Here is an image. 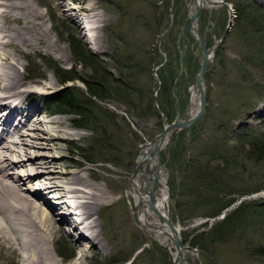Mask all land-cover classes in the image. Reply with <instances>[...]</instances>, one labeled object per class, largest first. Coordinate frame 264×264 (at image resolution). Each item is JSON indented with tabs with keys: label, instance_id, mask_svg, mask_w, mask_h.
<instances>
[{
	"label": "rangeland",
	"instance_id": "rangeland-1",
	"mask_svg": "<svg viewBox=\"0 0 264 264\" xmlns=\"http://www.w3.org/2000/svg\"><path fill=\"white\" fill-rule=\"evenodd\" d=\"M30 1L40 6L45 27L52 39L58 40L60 52L9 46L0 50L11 56L35 91L31 100L38 106L34 117L41 129L56 135L58 131L48 121L63 119L68 123L65 130L71 133V137L65 135L69 141H60L67 147L64 154L58 152L53 141L41 144L47 136L40 130L41 138L27 137L26 146L35 143L31 150L36 151L34 158L39 162L38 181L31 185L38 187L39 180L47 176L57 187L69 188L72 185L68 178L82 168L93 187L78 186L104 194V205L96 208L94 215L102 224L99 244L93 247L90 236L78 242V231L56 223L62 231L51 234L48 243L57 256L54 260L58 264H174L172 253L156 239L150 226L146 228L136 219V206L131 203L127 188L142 147L159 135L166 124L192 115V89L203 51L190 35V0H89L88 4L105 17L99 28L103 40L95 39L98 48L88 41L93 31L89 32V23L79 9L81 0ZM224 1L233 7V24L205 75L206 112L190 128L175 133L161 154L170 221L180 227L182 239L191 246L193 238L203 237L243 200L259 203L264 198V161L246 157L244 145L250 139V128L255 138H264V30L259 24L239 20L236 14L237 6L247 3L264 8V0ZM208 7L201 10L198 22L208 46L213 47L227 30L230 13L224 5ZM255 16L251 14L252 18ZM81 47L90 53V59L83 56ZM66 51L68 58L64 57ZM70 76L78 78L64 83L63 79ZM99 78L106 79L109 85L101 92L103 99L92 98L84 115L58 110L56 98L66 86L74 87L79 97L88 98L84 80L93 83ZM126 83L141 88V105L131 94L120 95L127 94L123 88ZM123 96L129 105L121 101ZM151 100L153 105L148 110L145 104ZM133 102L139 107L135 109ZM77 119L85 126L78 127ZM34 120L31 117L28 124ZM25 128L26 133H31ZM241 131L246 132L244 137ZM148 166L151 164L145 165L147 169ZM196 166L203 167L209 176L202 177ZM30 172L31 169L24 174ZM151 174L149 169L145 172L146 177ZM158 185L156 182L155 188ZM251 190V194L239 195ZM196 194L202 195L201 203L203 197L207 202L198 204ZM28 195L36 199L34 194ZM45 196L49 201L44 209L58 221L62 209L52 211L48 207L58 204L55 194L45 192ZM232 198H236L235 202L216 213ZM36 200L42 204V199ZM194 247L202 264H264V209L253 205L231 240L210 244L206 250ZM28 251L24 240L0 237V264H34L24 259ZM189 263L195 264L192 258Z\"/></svg>",
	"mask_w": 264,
	"mask_h": 264
},
{
	"label": "bare ground",
	"instance_id": "bare-ground-1",
	"mask_svg": "<svg viewBox=\"0 0 264 264\" xmlns=\"http://www.w3.org/2000/svg\"><path fill=\"white\" fill-rule=\"evenodd\" d=\"M88 2L89 0H81L79 9L83 11L84 17L91 25H87L89 32H94L88 36V41L93 44L94 48H98L95 45V39L103 40L99 28L104 23L105 17L103 14L101 16L96 11V7L89 5ZM213 2L214 0L208 1L207 7L216 6ZM60 5L63 4L60 3ZM38 6L30 0H0V49L7 46L17 50L30 47L38 51L44 48L52 53L60 52L61 47L58 45V40H53L49 34L40 6ZM190 9L193 11V7ZM73 15L78 17L79 14L74 13ZM7 21L9 22L8 26L5 25ZM10 57L9 54L0 50V237L8 240H24L29 246L28 254L24 256L25 261L28 260L34 264H58L54 260L57 256L53 246H48L50 235L55 231H62V226H56V223L70 225L72 231H78V242L90 236L94 240L92 246L95 247L96 244H99V225H102L97 222L94 216L95 209L104 205V194L95 191L88 192L78 186L82 184L88 188L93 187V184L83 174L82 168L76 170V174L72 172L68 178V183L72 185L69 188L57 187L55 181L50 180L47 176L39 180L41 183L38 187L31 185L38 181L36 169L39 162L36 161L37 157L34 158L36 151L31 150L35 143L26 146L28 144L27 137L41 138L38 133L40 130L47 136L46 141L40 143L46 145L50 143L49 141H53L54 144H57L58 152L64 154L67 147L60 141H69L66 136L71 137V133L65 130L68 123L63 119L48 121L53 129L58 131L56 135L48 129H41L37 124L38 119L34 117L36 111L39 110L38 106L31 100L33 97L35 98V91L30 88L26 82L25 74L20 73ZM64 57L68 58L67 51L64 52ZM64 57L61 58L64 59ZM14 59L17 61L16 58ZM34 81L40 82L38 79H34ZM199 107V91L193 87L191 114L194 115ZM31 117L35 120L29 125L28 121ZM26 126L31 133L24 131ZM15 145L19 149H16ZM152 148V145H144L137 157V162L151 164L148 167L152 169L154 176H157L159 187L155 188L154 186L151 196V187L148 182L153 178L145 176L148 169L144 167L131 178L127 195L130 196L131 203L136 206L134 213L138 221L146 228L150 226L149 229L156 239L172 251L175 264H179L176 261L178 251L174 249V233L171 234L167 223L168 219L170 220V214L166 178L162 165L152 167L157 160L156 155L150 157ZM148 158H151L152 161L148 162ZM30 169V173L24 174L26 170ZM26 182L30 183L28 187L23 186V183L26 184ZM146 185L148 186L147 191H145ZM67 189L69 191H66ZM45 192L54 193L58 203L57 205L52 203L48 207L52 211L58 208L62 209L60 210L62 214H58V221L54 220V216L44 209L43 205L49 201ZM28 193L34 194L38 200L42 199V204ZM196 197L197 203L200 204L202 195L196 194ZM165 217L167 220L164 219ZM178 229L182 238L180 228ZM184 256L189 263V258H196L198 254L196 251H185Z\"/></svg>",
	"mask_w": 264,
	"mask_h": 264
},
{
	"label": "trees",
	"instance_id": "trees-1",
	"mask_svg": "<svg viewBox=\"0 0 264 264\" xmlns=\"http://www.w3.org/2000/svg\"><path fill=\"white\" fill-rule=\"evenodd\" d=\"M236 14L239 20L241 21L248 20L250 25L259 24L260 26H263V30H264V8L259 6L258 4L247 3V4H244L243 7L237 6ZM251 14H255L256 15L255 18H252ZM80 50L82 51L83 56H86V59L91 58L90 53L87 52L84 48L81 47ZM86 59L84 63H86ZM80 64H81V61H80ZM77 78H78L77 76L66 77L63 79V82L67 83L68 81L75 80ZM84 82H85V86L87 87L86 94L89 95V97L85 98L87 96H83V97L80 96L82 97L80 98L79 97L80 94L76 92V89L74 87L68 88L66 86L67 88L65 87L64 90L60 91L58 97L56 98V102H57L56 106L58 107V110L63 111V112H69L71 114L78 113V114L84 115L85 114L84 108L92 101L93 97H98L100 99H103L104 95L101 92L102 91L105 92L107 86L109 85L106 79L104 80V79L99 78V79L94 80L93 83H90L85 80ZM117 83L119 87L121 88L120 79H118ZM123 88L127 94H125L124 92L123 93L120 92V95L126 96L128 94H131L129 96L137 100L140 105L143 103L144 93L141 90V88L135 85L133 86H131L130 84L128 85V83L124 84ZM125 96L121 98L122 99L121 101L129 105V101L124 99ZM139 104H136L135 102H133L132 106L136 109L137 107H139ZM150 105L151 106L153 105L152 100L150 104L148 105L145 104L146 109L148 108L149 110ZM85 117L87 116H79V119H83ZM79 119L76 120L78 122L77 126L84 127L85 125H82V122L80 123L81 120ZM240 133L244 137V133L246 132L241 131ZM248 133H249L250 139L246 140V144L244 143L246 147L245 149L246 157H248L251 160L256 159L259 161H264V138L263 139L255 138L253 134V129L251 128ZM87 160L88 162H95V160H92V159H87ZM196 168H200L198 172L202 177L209 176V174L203 169V167L196 166ZM255 190H258V189H255ZM252 191L254 190L244 191L239 195H245V194L251 193ZM235 200L236 198H232L229 201L224 202L218 209V212L216 213H219V211L226 209V207L230 206L233 202H235ZM204 202L206 203L207 199L206 200L204 199L203 203L201 204H204ZM253 205L255 208L264 209V198H262L259 203L257 202V200L244 201L242 204L236 207L233 211H231L224 219L217 221L207 233H203V237H197V240L193 238L192 244L194 246H198L199 248L203 250H206L210 247V244L217 243V242L218 243L227 242L231 240L232 235L244 223V220L251 213V209ZM214 215L216 214L215 213L211 214V216H214ZM184 241L187 242V240L185 239ZM97 264H112V263L99 262Z\"/></svg>",
	"mask_w": 264,
	"mask_h": 264
},
{
	"label": "water",
	"instance_id": "water-1",
	"mask_svg": "<svg viewBox=\"0 0 264 264\" xmlns=\"http://www.w3.org/2000/svg\"><path fill=\"white\" fill-rule=\"evenodd\" d=\"M208 1H210V0H190V7H193V9H192L193 11H191V13H190V23H189L190 35L200 45V47L202 48V51H203V61L200 65V68L196 74L195 81H194V86L197 88V90L199 91V95H200L199 110L194 115L189 117L188 119L175 120V121L167 124L164 128V131L162 133H160L159 135L155 136L147 144L148 146L149 145L153 146V148L151 149V156L150 157H154V155L157 156V160H156L155 164L152 165V167H160L162 165V163H161V151L163 150V148L167 144V138L169 141V139H171V137L175 133H177L178 131L191 127L199 119H201L206 112L207 89H206L205 75H206V72H207L210 64L213 62L214 58L216 57L219 46L224 41V38L226 36L227 31L230 30V28L232 27V24H233L232 21H233V17H234V15L232 14L233 7L229 3L225 2L224 0H214L213 3H215L216 6L217 5L226 6V8L229 10V13H230V21H229V25H228L225 33H223V35L220 37V39L216 42V44L213 47H209L204 36H203V34H202V32H201L199 22H198L199 14H200L201 10L207 8ZM169 135H170V137H169ZM151 161H152L151 158L150 159L148 158V162H151ZM146 164H150V163L146 162L145 164L144 163L139 164L137 162L134 175L137 172H139L140 168L145 167ZM148 169L152 173V176H151V178H153L152 181L153 182L157 181L156 180L157 176L156 177L154 176V172L152 171V169L149 167H148ZM150 187H151L150 191H151V196H152V194H153L152 190L154 189L153 183L151 184ZM150 203L153 206L152 202H150ZM164 219H166V217ZM167 223H168L171 231L174 233V244H175L176 250L178 251V256L176 257V261H178L179 264H189L185 260V256H184L185 251H191V252L196 251L198 256L196 258H192V259L194 260L195 264H202L199 251L195 247H193L189 244H185L183 242V240L179 234L178 228L169 219H168Z\"/></svg>",
	"mask_w": 264,
	"mask_h": 264
}]
</instances>
